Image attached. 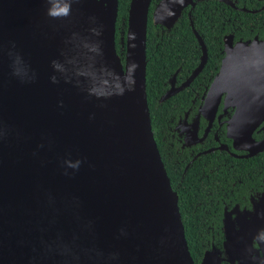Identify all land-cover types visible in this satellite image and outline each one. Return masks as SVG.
<instances>
[{
	"label": "water",
	"instance_id": "1",
	"mask_svg": "<svg viewBox=\"0 0 264 264\" xmlns=\"http://www.w3.org/2000/svg\"><path fill=\"white\" fill-rule=\"evenodd\" d=\"M150 3L129 0L118 52V0H0V264H194L151 128ZM188 5L158 0L152 23ZM230 45L212 87L231 86L234 141L262 150L264 38Z\"/></svg>",
	"mask_w": 264,
	"mask_h": 264
},
{
	"label": "flooded vegetation",
	"instance_id": "2",
	"mask_svg": "<svg viewBox=\"0 0 264 264\" xmlns=\"http://www.w3.org/2000/svg\"><path fill=\"white\" fill-rule=\"evenodd\" d=\"M194 1L193 8L202 0ZM227 1L232 4L211 0L210 28L204 33L195 29L190 5L184 7L177 21L186 11L192 35L181 28L174 45L151 52L160 57L163 73L154 88L158 102L171 99L174 104L165 108L169 115L161 149L176 188L185 187V176L193 170L185 193L192 195L189 214L196 221L192 239L205 247L198 264L206 253L218 264H264V148L234 141L229 127L237 106L229 96L231 86L212 87L230 44L264 38V0ZM231 9L254 14L253 21L243 24ZM234 22L238 27L230 29ZM154 26L161 34L173 27ZM205 38L216 42L206 43ZM251 136L263 140L264 121Z\"/></svg>",
	"mask_w": 264,
	"mask_h": 264
},
{
	"label": "trees",
	"instance_id": "3",
	"mask_svg": "<svg viewBox=\"0 0 264 264\" xmlns=\"http://www.w3.org/2000/svg\"><path fill=\"white\" fill-rule=\"evenodd\" d=\"M158 0H151L149 6V13H148V21H147V33H146V93H147V102L149 107V113L151 118V128L153 132L154 139L156 141L157 148L161 155V159L163 161L164 167L166 169L167 175L170 179L171 186L174 190L177 191L178 194V207L181 214L182 223L184 226V233L185 238L187 241L188 249L191 254V257L194 261V264H198L202 253L205 249L202 242H197L192 239L194 234V230L196 229L195 225V218L191 217L189 212L190 209V199H192V195H186L185 190L187 191L190 189V183L187 181L189 180V175L192 173L193 170H190L188 174L185 176L184 183L185 187L183 189L176 188L174 185L173 177L171 174V169L168 168L165 159L163 158L162 153V136L164 129L166 128L167 124V117L169 113L165 108L171 107L174 104L172 103L171 99L166 100L162 103L158 102L157 93L155 92V86L161 81L162 79V68L159 65L160 57L158 55H151L152 50L155 48L157 49L156 52L166 47L167 49L170 48L172 45L176 43L175 36H178L181 33V28H184V32L192 35L190 26L188 24V20L186 18V11H184L182 17L173 25L172 29L169 33L165 32L164 34L160 33V28H155L154 24L152 23L151 13L152 10ZM211 0H202L196 3V6L191 9V14L193 16V24L195 29L199 33H204L209 27L207 20H208V5L210 4ZM129 0H118V12L116 18V32H115V40H116V49L120 52V44H119V37H120V27L125 30L126 28V18H127V8H128ZM232 10V9H231ZM234 16L237 18L238 21L242 20L245 24L247 21H253L254 14H250L247 12H240L236 10H232ZM238 22H234V24H230L229 28L234 29L238 27ZM241 25V24H240ZM215 34V33H214ZM204 41L206 43H214L216 41L212 39L205 38ZM264 154V152L262 153ZM178 177H176V180ZM203 212V211H202Z\"/></svg>",
	"mask_w": 264,
	"mask_h": 264
}]
</instances>
